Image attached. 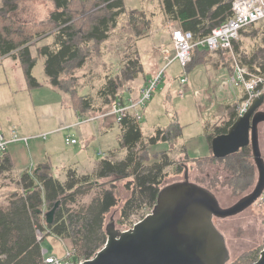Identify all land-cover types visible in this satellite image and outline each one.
<instances>
[{
    "label": "rangeland",
    "instance_id": "rangeland-1",
    "mask_svg": "<svg viewBox=\"0 0 264 264\" xmlns=\"http://www.w3.org/2000/svg\"><path fill=\"white\" fill-rule=\"evenodd\" d=\"M124 1L126 12L122 13L118 18V23L112 30L110 37L101 43L96 41L89 43L85 49L81 66H77L75 63L72 64L69 66L66 74L62 76L64 77L66 86L69 88L76 86L78 91H81L83 95L94 97L96 105H102L103 97L100 96L99 92L109 78L121 77L125 64H127L130 59L135 60L140 58L144 66V71L139 74L134 82L127 83L119 90V96L126 95V93L131 92L132 89L134 93L138 95V89L142 88L159 69L161 70L166 66V61L163 60L162 54L160 55L159 51L163 47L168 46L171 48L172 46L169 36L171 33L170 26L173 23L180 26L178 21L164 18L161 9L162 0ZM52 3L51 0H20L18 2V9L13 11V15L19 22L37 23L43 19L46 20L49 18L48 12L51 11L49 9L53 7ZM82 5L83 4L77 3L75 6V8L78 9V14L80 13L76 18L78 20L77 23H82V25L89 24L91 20L95 19V15L98 14V9L102 5H100L97 0H91L87 3L86 7ZM146 22L149 23V26ZM41 32L40 35L34 37L30 42L32 45V54L35 56L38 55L37 47L39 45L40 47L51 45L55 48L53 44L54 33H50V30L46 28L44 31L42 29ZM233 51L244 64L249 66L246 62H252L256 68H259L260 64L264 63V20L249 27L248 31L241 35ZM233 57L234 55L232 52L225 54L209 52L204 53L200 57H195L190 64L192 66H197V64L202 65L210 63L212 65L209 66V69L213 71L214 66L218 68V66L224 63L232 70ZM157 64H160L158 70H156ZM249 68L252 70L250 66ZM252 71L254 72V70ZM164 75L161 85L154 91L151 100L146 105L145 113L140 120L144 135V146L143 144L140 145L138 149L139 154H141V151L147 149L145 142H148V137L153 135L158 127H168L173 117L177 118L181 124V135L183 136L181 142L187 147L191 159L209 154L210 149L206 137V124L210 123L212 126H215L217 124H222L223 121L227 119L224 114L221 115L220 111V114H215L213 116L210 114V110H213L224 101H228V97L226 98L225 93L232 95V88H236L235 85L232 84V74H229L223 79L225 88L221 86L219 94L213 99L210 96L209 89L204 85L196 84V89H194V92H191V82L184 87V98L179 97L180 95L177 93V82H179L181 75V65L178 61L171 63L164 71ZM223 75L224 72H220V74L216 73L215 77L218 76L220 78ZM34 76L37 77L39 82L44 83L42 87L36 88L31 92L35 102L39 101L41 104L39 107L37 104L32 108L30 105L31 101H29L30 103L28 102L25 106L20 115L25 122L27 121L26 126H30L31 129L35 128L36 123L34 116L43 115L44 121L42 122L41 132L51 133L45 143L48 148L50 147L52 157H87L85 155L76 156L74 152L73 147L82 151L80 143L82 144L85 139H82L80 135L77 134V127L74 128V125L77 123V115L71 107L70 95H65L64 93L54 90L55 88L53 86H51V88L46 84L44 59L40 55L38 56V63L34 69ZM190 81L194 82V77H192V75ZM31 94L28 92L29 98H31ZM214 95H216V92ZM208 100L210 102H207ZM231 104L232 102H226L224 106L220 107L221 111L226 113V107H231ZM99 107L106 108L104 105ZM261 110L264 111V105L261 107ZM87 117L96 119L84 124V126H78L79 129L82 127L90 128L89 137L91 138L92 134H94L99 138V141L93 142L96 144L95 147H100L102 144V151H106L107 153L106 156L100 155L101 157H97V159L107 158L108 151L112 149H116V152L110 155L111 157L108 156V158L114 161L124 159L128 151L122 149L117 141L119 133L118 121L115 118L106 119L105 124L104 118L100 114L90 113ZM111 122H114V126L108 128L109 130L106 132L104 129H106ZM214 129L215 128L211 131H214ZM17 132L21 136H26L20 133V130ZM71 133H76L79 144L74 146L67 145L65 137ZM259 135L260 147L264 157V121L259 124ZM104 139L107 140V143L103 142ZM147 145L149 146V144ZM170 147L171 152L168 156L170 164L163 172L164 176L160 185L161 188L175 182L184 181L186 177V166H188L189 180L212 190L220 200L222 207H229L235 204L240 198L250 193L257 183L258 169L255 164L252 166V170H250L249 166H244L247 172H253L252 175L238 171L239 173L236 174L239 175L241 173L242 177L239 180H233L232 178L235 174L227 167L226 160L210 158L203 163L190 161L189 158L183 157V148L180 144L174 142L171 143ZM96 150H98V148H96ZM168 150V142H160L156 145H152L149 147V152L142 153L143 155L140 157L141 161L144 162L143 164L145 167L152 166L156 161L161 159V157H154V154H159ZM251 160L254 163L253 158H251ZM50 167L53 176L57 178L60 176L64 177V168L62 170L59 169L60 162L57 159L51 163ZM63 180H67V175L62 181ZM135 180L136 175L134 174L124 179H117L115 177L98 178L96 175H92L91 180H87L84 185H78L75 189L65 194L70 195L77 193V201L74 202L75 199L69 198L67 205L68 207H72V209H79L81 206L86 209L94 199L102 197L106 191H113L118 199V203L106 213L103 229L106 232L107 224L114 223L117 229L127 230L152 212L155 206L152 205L153 203L150 204L149 201L144 203L140 202L141 204L138 203L136 205L132 214L128 217H123V208L132 197L135 189H137ZM19 181L20 179L18 180V176L13 172L1 176L0 185H3V183L6 184V186L9 185L12 190L10 188L0 190V200L1 198L7 197L13 191H23ZM80 186L83 187L79 188ZM7 203V199L2 201V206H5ZM263 204V200L258 199L252 206L236 215L225 218H214L217 228L226 238L230 251V261L227 264H251L260 257L261 251L264 248ZM45 211H47L46 206L44 208V212ZM46 231H48V229ZM50 235L57 237L54 234ZM60 238L63 240L65 239L64 241L66 243L69 242L71 245L67 247ZM59 240L63 242V253H65V251L69 252V255L66 254L65 259L71 255L75 263H80L85 260V258L81 256L80 249H76V245H74L72 239L59 237ZM42 247L47 249L50 254L54 252V247L48 239L42 242ZM44 264L46 263L44 262Z\"/></svg>",
    "mask_w": 264,
    "mask_h": 264
},
{
    "label": "trees",
    "instance_id": "trees-1",
    "mask_svg": "<svg viewBox=\"0 0 264 264\" xmlns=\"http://www.w3.org/2000/svg\"><path fill=\"white\" fill-rule=\"evenodd\" d=\"M19 1L3 0V5L0 7V58L6 55H14L12 57L19 58L30 88L41 87V82L33 74L38 57L33 56L30 42L42 33V29L43 31L45 28L50 30V33H54L55 48L51 45L38 47L39 55L46 58L45 74L54 87L70 91L82 118L90 115L89 112H93L92 114L108 112L112 104L122 96H119V90L127 83L134 82L144 71L140 58L130 59L125 64L123 75L117 78L110 77L100 90V96L103 97L102 105L106 108L99 107L102 105H96L94 97L81 95L76 86L70 88L66 86L62 76L66 74L72 64L81 66L85 49L89 43L94 41L101 43L110 37L118 23V18L126 12L125 1L97 0L102 5L98 9V14L89 24L84 25L77 23L76 18L80 13L78 14V9L75 6L79 3L86 7L91 0H51L54 9L49 18L37 24L19 22L14 17L13 11L18 9ZM233 1L162 0L161 9L166 19L178 21L182 29L192 31L196 38H203L209 35L213 28L232 16ZM146 24L149 26V23L146 22ZM248 29L249 27L243 29L242 34ZM237 42H235V48ZM209 52L213 53L208 49L196 46L193 50V59ZM216 52L225 54L229 51L219 50ZM246 63L254 72L264 74V63H261L259 68H256L252 62ZM192 67L194 66L189 64L188 70ZM235 108L236 106L233 108L234 110L232 107L229 108V119L209 135L211 141L214 136L228 132L238 117ZM140 122L135 116L129 114L118 123L121 128L120 147L128 151L127 155L120 161L110 158L102 159L97 171L94 172L95 174H78L75 170L69 169L67 180L62 181L51 174L49 164H44L37 170L27 171L21 175L19 183L23 191H13L7 199L6 206H0V264H44L42 242L50 234L72 239L76 249H80L81 256L85 259L94 257L107 241V230L105 232L103 229L105 215L117 205L118 199L113 191H106L102 197L94 199L86 209L83 206L80 207L81 209H72L67 205L68 199L73 198L76 202L77 193L65 195L78 185H84L87 180H91L92 175H96L98 178L115 177L117 179L128 178L132 174L136 175L137 189L125 204L122 211L123 217L132 214L133 209L140 202L149 201L150 204L156 205L160 191L165 187L161 188L160 185L164 176L163 172L170 164L168 157L171 152L170 146L181 136L182 127L175 121L166 128L158 127L155 133L148 137V142H145L147 149L139 154L138 149L144 142ZM160 142H168L169 150L154 154V157H161V159L152 166L145 167L140 158L142 153L149 152L150 146ZM210 158L226 160L227 167L235 174L233 180H239L242 177L241 173L236 174L239 173L238 171L251 175L253 173L244 169V166H249L252 170V166L255 164V161L253 163L251 160L253 158L252 146H246L226 158H216L212 154L189 160L203 163ZM12 168L13 163L10 157H0V174L7 173ZM187 172H189L188 166H186ZM81 187L83 186L79 188ZM57 202L60 205L56 210L54 222L48 224L44 208L46 206L48 211ZM39 209L42 212L39 213ZM37 229L46 232L42 240L37 238ZM47 229L48 231H46Z\"/></svg>",
    "mask_w": 264,
    "mask_h": 264
},
{
    "label": "water",
    "instance_id": "water-1",
    "mask_svg": "<svg viewBox=\"0 0 264 264\" xmlns=\"http://www.w3.org/2000/svg\"><path fill=\"white\" fill-rule=\"evenodd\" d=\"M264 94L256 97L247 112L238 116L228 132L212 139L216 158H226L252 146L258 169L253 190L229 207H222L216 194L199 183L184 181L161 189L152 212L127 230L107 225L105 245L80 264H227L230 251L214 218L236 215L252 206L264 193V157L260 147L259 124L264 121ZM60 203L44 212L48 224ZM42 212V210H38ZM264 264V248L258 260Z\"/></svg>",
    "mask_w": 264,
    "mask_h": 264
},
{
    "label": "crops",
    "instance_id": "crops-1",
    "mask_svg": "<svg viewBox=\"0 0 264 264\" xmlns=\"http://www.w3.org/2000/svg\"><path fill=\"white\" fill-rule=\"evenodd\" d=\"M2 5H3V0H0V7ZM52 6L53 7H51V9H49L51 11L54 9V4ZM51 11L48 12L49 15H50ZM162 14L164 15L163 11H162ZM164 18H166L165 15H164ZM43 21H44V19L42 21H39V22H43ZM39 22H37V23H39ZM169 36L171 38V33ZM38 47H40V45ZM159 53L161 55L160 51H159ZM214 53H217V52H214ZM37 54H38L37 56H35V55H33V56L38 57L39 52ZM41 57H43L44 64H45L46 58L44 56H41ZM37 63H38V61H37ZM210 65H212V64L205 63L202 65H197V66L192 67L189 70V72L191 71L190 72V80H191V75H192V77H194V82H192V81H189V82H191V86H190L191 92H194V89H196V86H197L196 84L204 85L209 89L208 91L210 92V96L213 99L214 97L216 98L217 95L219 94L223 79L225 77H227L229 74H233V60H232V70H230L224 63H222L220 66H218V68L214 66L213 71H210V69H209ZM159 68H160V64H157L156 70H158ZM34 69H33V74H34ZM220 72H224V75L220 78L218 76L215 77V74L216 73L220 74ZM44 74H45V66H44ZM45 76H46V74H45ZM45 81H46V84L48 86H50V87L53 86L50 83V81H48L47 76L45 78ZM41 84H42V86L44 85V83H41ZM177 84H178L177 93L180 95V96L179 95L178 96L181 98H184L185 94L181 95L179 93V89H180L179 82H177ZM38 88H40V87H38ZM54 88H53L54 90H57L61 93H64L65 95H70L71 107L74 109L75 114L77 115V119L80 116L82 117L81 112L79 111V109L74 104V100L72 98L70 91L62 90V89L57 88V87H54ZM34 89H36V88H30V86L28 84L24 68H23L22 63H21L19 58H14L10 55L2 56L0 58V135H5L6 137H9L13 131L20 130V133L25 134L26 137H29V136L32 137L28 144H25L23 142H16V143L11 144L10 147L5 152L0 153V157H10L11 161L13 163V168L10 171H8L7 173L0 174V178L3 175L5 176L8 173L13 172L16 176H18V180H19L21 178V175L24 172H27V171L32 172L34 170H37L38 168H40L44 164H49V171L51 172L50 166H51V163L55 159H57L60 162V168L59 169L62 170L64 168V173H63L64 177H62V176L59 177L61 180L66 177L69 169L75 170L78 174H93L94 172H96L99 165H100L101 160L105 159V158H101L98 160L97 157H101L100 155L106 156L107 153H106V151H102V149H101L102 144L100 147L99 146L95 147L96 144H94L93 142L99 141V138L94 134H92L91 138L89 137L90 128L82 127L81 129H79L78 126L74 125V128L77 127V134L80 135V137L82 139H85L82 144L80 143V148L82 151L73 147L74 152L76 153V156L85 155L87 157H62V158H60V157H52L51 156L52 152L50 151V147L48 148L47 144L45 143L46 140L48 139V136L51 133L49 134V132H45V133L41 132L42 122L44 121L43 115L37 116V117L34 116L35 123H36L35 128L31 129L30 126H26L27 121L25 122V120L20 115L23 112L25 106L28 104L29 101H31V103L30 102L29 103L32 106V108L34 106H36L37 104L39 107V105L41 104L39 101L35 102V100L32 98L31 92ZM138 91H139V89H138ZM28 92L31 94V98H29ZM215 92H216V95H214ZM79 93L81 95H83L81 93V91H79ZM225 95H226V98L228 97V101L226 100L222 104L216 106V108H214L213 110H210V114H212L213 116L215 114H220V112H221V115L224 114V116H226L227 119H225L223 121V123L229 119V115H230L229 114V108L230 107L229 106L226 107L227 108L226 113L222 112L220 107L224 106L226 104V102H232V104H231L232 109L235 106H236L235 109H237V105L240 103L241 99L243 98L244 92L241 91V89H238V88L233 89L232 88V95H230L228 93H225ZM207 102H210V101L208 100ZM236 112H237V110H236ZM89 113H93V112H89ZM217 116H219V115H217ZM111 118H114V117L108 116L107 118H104L105 124H106V119H111ZM174 121L180 124V122L177 120V118L173 117L171 119L169 125ZM113 123L114 122H111L108 126L106 125L107 128L104 130L107 132L109 130L108 128H112L114 126ZM223 123L219 124V125L217 124L215 126H212V124H210V123L206 124L207 134L206 133L205 134H206V137L208 139L210 152H209V154H207L205 156L213 154L212 141L209 139V135L213 132L211 130L213 128L216 129L217 127L223 125ZM84 124H86V123L81 124V126H84ZM27 127H28V130H27ZM162 128H166V127H162ZM43 134H46L47 136L46 137L40 136ZM120 134H121V128L119 126V133L117 136V141L119 142V145H120V141H119ZM69 135H73L76 139L78 138L76 133H71ZM182 137H183L182 135L179 136L175 140V143L180 144L182 146L183 157H189V159H190L191 157H190V154L188 152L187 147L185 146V144H183L181 142ZM65 139H66V137H65ZM100 142H102V141H100ZM103 142L107 143V140L104 139ZM77 144H79V143L77 142L76 144H71L70 146H74ZM109 146H114V145H109ZM96 148H98V150H96ZM115 152H116V149L109 150L108 156L112 155ZM108 156H107V158H108ZM205 156H201V157H205ZM197 158H200V157H197ZM73 164H76V165H73ZM51 174H52V172H51ZM8 188L11 189V187L9 185L6 186V184H4V183H3V185H0V190L8 189ZM10 194L7 197L1 198V200H0L1 206L3 205L2 201L8 199ZM45 239H48L49 241H51V243L54 247V252L51 254L48 252V255L63 257V255L65 254V253H63V242H61L59 240V237L57 238L55 236L50 235V236L46 237ZM61 240H63V239H61ZM64 244L67 247L71 245L69 242L66 243L65 241H64ZM43 250H47V249L43 248Z\"/></svg>",
    "mask_w": 264,
    "mask_h": 264
},
{
    "label": "built area",
    "instance_id": "built-area-1",
    "mask_svg": "<svg viewBox=\"0 0 264 264\" xmlns=\"http://www.w3.org/2000/svg\"><path fill=\"white\" fill-rule=\"evenodd\" d=\"M232 10L231 17L213 28L211 33L203 38H196L192 31L184 30L178 24L173 23L170 26L172 46L171 48L166 46L160 49L162 58L166 61V66L161 70L159 69L156 74L139 89L138 95H136L134 91L122 95L112 104L108 112L100 115L103 118L113 116L119 123L131 114L140 121L146 110L147 103L151 100L154 91L161 85L164 79V71L174 61H178L181 65L179 93L184 95V87L190 81L188 65L193 61V50L196 46L208 49L213 53L219 50H228L233 53L232 84L244 92L243 98L237 105L236 110L238 116L244 115L254 99L264 94V74L253 72L248 65L244 64L237 57L233 49L235 42L241 38L243 29L264 20V0H234ZM222 87L225 88L224 81H222ZM95 119L96 118L79 117L75 125L79 126ZM40 136L46 137L47 135L43 134ZM31 138L30 136H21L17 131H13L9 137L0 135V153L5 152L11 144L16 142L28 144ZM65 141L67 144L71 145L76 144L78 139L73 135H67ZM259 200H263L264 203V193L259 197ZM45 233L44 230L37 229V238L42 240ZM66 254L69 255V252L65 251L63 257H57L48 255V251L43 250V255L45 256L44 262L46 264H80L82 262L75 263L71 255L65 259Z\"/></svg>",
    "mask_w": 264,
    "mask_h": 264
},
{
    "label": "flooded vegetation",
    "instance_id": "flooded-vegetation-1",
    "mask_svg": "<svg viewBox=\"0 0 264 264\" xmlns=\"http://www.w3.org/2000/svg\"><path fill=\"white\" fill-rule=\"evenodd\" d=\"M187 177L189 178V172L186 173V177H185V179H186Z\"/></svg>",
    "mask_w": 264,
    "mask_h": 264
},
{
    "label": "bare ground",
    "instance_id": "bare-ground-1",
    "mask_svg": "<svg viewBox=\"0 0 264 264\" xmlns=\"http://www.w3.org/2000/svg\"><path fill=\"white\" fill-rule=\"evenodd\" d=\"M261 109V108H260Z\"/></svg>",
    "mask_w": 264,
    "mask_h": 264
},
{
    "label": "clouds",
    "instance_id": "clouds-1",
    "mask_svg": "<svg viewBox=\"0 0 264 264\" xmlns=\"http://www.w3.org/2000/svg\"><path fill=\"white\" fill-rule=\"evenodd\" d=\"M44 256V255H43Z\"/></svg>",
    "mask_w": 264,
    "mask_h": 264
}]
</instances>
